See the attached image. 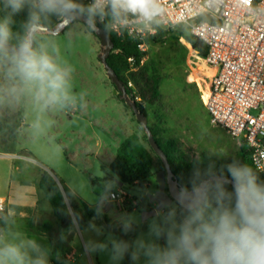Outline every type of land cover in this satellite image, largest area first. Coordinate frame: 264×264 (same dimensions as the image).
<instances>
[{
	"label": "rangeland",
	"instance_id": "rangeland-1",
	"mask_svg": "<svg viewBox=\"0 0 264 264\" xmlns=\"http://www.w3.org/2000/svg\"><path fill=\"white\" fill-rule=\"evenodd\" d=\"M78 1L75 0L77 4ZM164 30H168L162 37L165 44L150 45L141 60V64L155 68L163 77L161 100L169 110L165 116L167 123L162 126L163 138L175 140L189 158L207 154L226 162L234 157L240 142L210 122L197 101L199 96L186 85L192 73L203 69L202 57L190 42L178 36L180 30L185 31L183 27ZM32 40L34 49L51 56L68 72L64 90L66 98L62 94L57 102L46 103L38 96L35 85L24 82L13 71L15 55L0 56V188L3 195H8L10 206L16 213H32L35 208L31 219L16 215L8 221V237H5L4 244L22 245L30 256L41 255L47 259L42 251L30 247L22 233L23 229L36 233L42 230L43 222L50 221L49 203L38 187L39 175L46 170L92 206L98 203L100 196L105 197L111 192L123 191L128 196L123 211H118L114 203L105 200L104 214L110 226L99 219L91 221L103 228L101 235L88 228L90 222L78 229L67 230L72 237L76 264H110L107 253L86 252L85 242L104 241L109 233L134 240L141 234L146 235L147 221L155 218L154 215L143 220L142 207L133 205L135 199L142 201L156 189L155 177L143 186H118L111 177L108 157H114L117 147L111 142L112 156L105 155L104 147L110 142L109 136L115 126L123 124L125 131L139 135L150 151L154 170H162L161 162L131 109L113 93L114 86L98 60L101 52L98 38L81 22L73 21L59 34L37 31ZM133 70L129 65L125 76L128 77ZM193 86L198 89L196 84ZM156 109L146 106L149 126L156 123L153 119ZM17 122L20 127L15 130ZM96 178L105 179L92 183ZM23 200L28 203L23 204ZM122 214H135L140 218L135 231L127 235L115 224L116 218ZM4 244L0 242V246ZM54 247V255H60L59 246ZM121 264L132 262L125 257ZM139 264H143V259Z\"/></svg>",
	"mask_w": 264,
	"mask_h": 264
},
{
	"label": "clouds",
	"instance_id": "clouds-1",
	"mask_svg": "<svg viewBox=\"0 0 264 264\" xmlns=\"http://www.w3.org/2000/svg\"><path fill=\"white\" fill-rule=\"evenodd\" d=\"M28 0H5L10 11L0 20V56L13 36V17L25 10ZM40 13L64 15L87 13L86 19L110 14L114 20L131 15L151 22L161 12L159 0H92L81 8L75 0H39ZM107 10V11H106ZM12 61L13 71L24 82L35 85L38 96L55 103L64 94L68 72L45 52L33 48V34L39 17L29 11ZM194 167L190 180L175 192L172 202L157 205L155 218L147 221L148 231L134 240L109 233L104 241L88 240L85 251L107 253L110 264H121L128 257L132 264H264V181L252 167L233 159L219 171L214 164ZM226 169V173H225ZM231 184V190L228 185ZM97 206L96 217L104 215ZM140 218L122 214L115 224L127 235L135 231ZM97 235L103 228L88 225ZM163 241V243H160ZM35 250L38 245H31ZM0 264H48L41 255L30 256L19 244L0 246Z\"/></svg>",
	"mask_w": 264,
	"mask_h": 264
},
{
	"label": "built area",
	"instance_id": "built-area-1",
	"mask_svg": "<svg viewBox=\"0 0 264 264\" xmlns=\"http://www.w3.org/2000/svg\"><path fill=\"white\" fill-rule=\"evenodd\" d=\"M159 6L151 22L126 15L113 19L109 30L137 41L144 57L150 45L165 44L164 38L146 41L157 27H186L206 49L201 77L192 82L210 122L247 147L253 168L264 178V0H159ZM127 197L119 191L103 198L123 211ZM4 210L0 198V213Z\"/></svg>",
	"mask_w": 264,
	"mask_h": 264
},
{
	"label": "trees",
	"instance_id": "trees-1",
	"mask_svg": "<svg viewBox=\"0 0 264 264\" xmlns=\"http://www.w3.org/2000/svg\"><path fill=\"white\" fill-rule=\"evenodd\" d=\"M78 5L81 8L86 9L89 3L87 0H79ZM9 11L10 9L5 7V1L0 0V20L6 17ZM29 11L36 12L39 17V26H43L45 28L54 27L57 23H59L61 17L64 16L40 13L38 4H35L33 0H28L25 10L13 17V23L11 25L13 29V36L9 43L15 47L19 46L20 40L26 35L24 25L27 21ZM82 14L87 16L86 12ZM90 20L109 34L113 42V49L107 58V64L114 71L117 78L123 82L127 89V93L131 96L132 100L135 101L137 109L147 116L146 106L155 104L160 97L159 87L162 80L161 75L158 74L155 68H152L144 63L141 64L143 54L137 48V41L124 34L118 36L109 30L110 22L113 20L110 14H106L103 17L98 16ZM178 27H183L185 29V31L180 30L178 32V36L186 39L194 46V48H196L199 41L188 33L186 27ZM85 28L93 36H95L89 27L85 26ZM167 31L168 30L157 27L156 33L146 38L147 43H155L157 40L161 39ZM196 49L199 55L204 58L206 54L205 47L201 46ZM10 56L14 55L8 54L7 52L3 55V57ZM129 58L132 59L131 62L128 61ZM129 65H132L134 70L129 73L128 77H126L125 73L128 71ZM128 81H131L133 86L132 88L128 87ZM19 127V122L14 124L15 130H18ZM149 129L158 147L165 154L173 178L179 187L189 182L192 171L198 162H202V167H206L208 164H214L215 168L219 171L233 159H237L241 163H246L253 168L250 160V153L243 143H240L239 149L234 157L226 162L220 161L207 154H201L196 158H189L181 151L175 140L163 138L162 127L149 126ZM108 168L111 173V177L117 183L128 186H143L153 179L156 173L150 151L145 147L141 138L135 134L129 135L123 140L117 148L115 157L110 162ZM161 168L164 169L162 162ZM258 177L261 181H264L263 177L259 175ZM104 179L105 178H96L92 180V183H96ZM56 180L58 179H56L50 172L42 170L38 179V187L43 192L49 203L52 216L54 217L56 226L59 230L60 242L62 238L65 237L67 230L71 228L74 223L80 227L95 219H99L106 226H110L109 220L105 214L102 217H96L95 210L97 206H104L103 196H100L98 203L95 206L89 205L87 202L77 197L61 181L58 180L62 186V192ZM227 187L231 190V184ZM135 201L136 206H141L143 210L151 208V205L147 202L146 198L142 201L135 199ZM4 226L5 217L2 216L0 217V230H3ZM52 227L53 224L50 221H45L42 224V230L44 232L51 230ZM63 261L64 260L61 255H54L53 253V257L51 258L52 264H63Z\"/></svg>",
	"mask_w": 264,
	"mask_h": 264
},
{
	"label": "water",
	"instance_id": "water-1",
	"mask_svg": "<svg viewBox=\"0 0 264 264\" xmlns=\"http://www.w3.org/2000/svg\"><path fill=\"white\" fill-rule=\"evenodd\" d=\"M5 1V0H2ZM73 21L81 22L83 25L89 27L96 38H98L100 43V54H98V60L102 64L105 69L106 75L110 82L113 84L114 89L113 93L117 94L119 99L122 100L133 112L137 122L141 126L142 130L145 132L147 141L151 149L155 152V154L161 160L164 169L159 170L155 174L156 180V189L152 192L147 194L146 199L147 202L151 205L150 209L142 210V219L145 220L148 217L154 216L156 214L157 205L161 202H172L174 200V195L176 190L178 189V184L173 178L169 163L165 154L162 150L158 147L153 135L149 129L147 116L140 112L137 109L135 101L132 100L131 96L127 93V89L123 82L119 80L114 73V71L109 67L107 64V58L110 52L113 49V42L109 36V34L98 27L93 21L90 19H86V16L82 13H74L64 16L62 21L57 23L52 28H45L43 26L38 27V31L48 32L49 34H56L58 26L62 25V28ZM32 38V37H31ZM34 44V43H33ZM196 48H200L202 46L201 42H198ZM18 47L13 46L9 43V48L7 50L8 54L16 55V50ZM59 187L62 190L61 184L56 180ZM123 184L118 183V186H122ZM63 192V190H62ZM64 194V193H63Z\"/></svg>",
	"mask_w": 264,
	"mask_h": 264
},
{
	"label": "crops",
	"instance_id": "crops-1",
	"mask_svg": "<svg viewBox=\"0 0 264 264\" xmlns=\"http://www.w3.org/2000/svg\"><path fill=\"white\" fill-rule=\"evenodd\" d=\"M203 73L209 74L210 70H204ZM200 74H201L200 70L199 71L196 70V72L192 73V75H190L188 77V80H186V85L190 86L196 92V94L198 96H199V88L197 89V88H195V86H193L192 80L195 79V78L201 77ZM161 82H162V80H161ZM160 85H161V83H160ZM159 90H160V87H159ZM161 96H162V92L160 90V97H159L158 101L155 104H153V105H149V106H153V107L157 108L156 112L154 113V118H153L156 121V123L153 126H150V127H155V126L162 127L163 125H166L165 123H167L166 120H165V116L169 113V110H167L165 105L162 104ZM197 101H198L199 105L206 112V110L202 106L199 98H198ZM179 103H181V102H179ZM206 114H208V113L206 112ZM148 120H149V118H147V121ZM132 134H135V135L139 136L137 133L125 131L124 125L118 123L115 126V128H114V132L111 133V135L109 136L110 142L106 143V145L104 147L105 155L107 156L108 153H109V155L112 156V149H111L112 143L111 142H113V144H115V146L118 148L120 146V144L123 142V140L127 136L132 135ZM114 157H115V155H114ZM114 157H108L109 164L114 159ZM2 158H5V157H2ZM155 172H157V171L155 170ZM68 189L70 191H72L77 197L81 198L75 191H73L70 188H68ZM2 193H3V190L0 188V198L5 200V210H4V212L0 213V217H2V216L5 217V226H4L3 230H0V239H1L0 242L2 244H4L5 243V237H8V236H6L8 234V229H7L8 221L12 220L13 217H15L16 215H17V217H26L27 219H31L34 216L35 208H34V211H32V213H28L26 211H23L21 213H16L15 209H13L10 206V203H9L8 197H7L8 195H3ZM107 202H109V201H107ZM22 203L26 205L28 203V201L27 200H23ZM134 203L136 204V201L133 202V205H134ZM104 206H105V204H104ZM49 220L53 224V227H52L51 230H49L47 232H44L43 230H40V231H38L36 233H32V232H30V231H28L26 229L25 230L23 229L22 233L25 236V239L31 245L35 244V245L39 246L37 249L42 251V253L45 254V256H47L48 264H52L51 259H49V258H50V256H53V252L52 251L55 248L54 247L55 245H56V247L59 246L60 255L63 257V260H64L63 264H65V263L66 264H76L75 260H74L75 251L72 248V243L73 242H72L71 234L66 232L65 237L62 238V240L60 242L59 241V238H60L59 230H58V228L56 226V222H55L54 217L52 216V213L49 214ZM71 228H77L78 229L79 226L74 223V225Z\"/></svg>",
	"mask_w": 264,
	"mask_h": 264
},
{
	"label": "bare ground",
	"instance_id": "bare-ground-1",
	"mask_svg": "<svg viewBox=\"0 0 264 264\" xmlns=\"http://www.w3.org/2000/svg\"><path fill=\"white\" fill-rule=\"evenodd\" d=\"M61 21H62V20H61ZM61 21H59V22H61ZM66 27H67V25L64 26L63 28H62V25L58 26L57 31H59V32H57L56 34H59L60 32L64 31V29H65ZM36 32H37V31H36Z\"/></svg>",
	"mask_w": 264,
	"mask_h": 264
}]
</instances>
